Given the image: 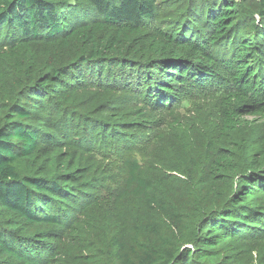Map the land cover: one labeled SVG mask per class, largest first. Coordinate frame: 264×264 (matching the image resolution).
Returning <instances> with one entry per match:
<instances>
[{
    "label": "trees",
    "instance_id": "16d2710c",
    "mask_svg": "<svg viewBox=\"0 0 264 264\" xmlns=\"http://www.w3.org/2000/svg\"><path fill=\"white\" fill-rule=\"evenodd\" d=\"M77 1L71 6L61 0H0V264L52 263L56 256L48 250L55 238L43 245L44 237L27 231L61 228L63 205L90 196L73 186L79 159L65 154L55 164L44 148L49 124H35L40 112L51 111L61 113L65 124L70 117L63 105L78 90L136 92L167 110L185 89L224 76L220 135L229 138L248 123L247 116L264 118V0H250L249 15L235 0H176L183 12L160 29L149 23L158 0ZM200 21V28L190 27ZM218 48L231 51L227 60L214 53ZM128 115L134 121L123 127L146 123L142 109ZM85 123L102 136L119 138L122 123L85 119L74 129L84 131ZM240 151L238 143L219 149L205 194L197 186L185 189L176 204L158 197L157 183L127 161L130 189L155 218L114 232L104 251L89 247L82 262L226 264L228 245L264 237V144L243 171ZM53 166L58 173H50ZM204 196L209 197L200 202Z\"/></svg>",
    "mask_w": 264,
    "mask_h": 264
},
{
    "label": "rangeland",
    "instance_id": "374dc122",
    "mask_svg": "<svg viewBox=\"0 0 264 264\" xmlns=\"http://www.w3.org/2000/svg\"><path fill=\"white\" fill-rule=\"evenodd\" d=\"M61 1L71 6L79 3L77 0ZM168 2L170 5L166 0H158L157 15L149 22L151 29H160L175 20L177 12H183L178 9L176 0ZM235 2L240 3L238 9L243 15L251 14L252 8L248 10L250 0ZM202 23L200 21L190 27L196 30ZM241 33L244 35V31ZM199 39L200 42L205 41L202 36ZM230 52L222 48L214 50L215 54L224 55V60L228 59ZM220 79H214L205 86L185 89L184 95L167 110L156 109L136 92L87 87L71 94L64 103L70 117L65 118V124L61 113L51 111L43 115L40 112L35 124H49L44 128L51 132L44 148L54 155L55 164L65 154L79 159L75 171L78 181L73 186L90 195L79 203L63 205L61 214L65 222L61 228L44 225L27 231L29 236L37 234L44 237L43 245H47L46 239L55 238L49 244L48 253L56 257L48 264H85L81 257L88 253L89 247L104 251L106 238L114 232L126 231L134 223L155 218L144 199L130 189L127 161L135 162L143 177L157 183L158 197L175 204L185 189L197 186L199 192L206 190L208 168L217 157L218 150L226 148L229 143L241 145L238 165L241 171L248 168L253 152L262 151L264 118L247 116L243 120L248 123L229 138L220 135V117L227 89V79L224 76ZM259 94L264 93L259 91ZM53 107L49 106L50 109ZM137 109L143 110L146 121L143 127H123L122 122L134 121L128 113ZM85 119L102 124L122 123L119 129L117 127L119 138L112 140L108 133L102 136L99 129L90 123H85L84 131L80 128L75 130L76 124ZM53 169L54 166L51 174L58 173ZM208 197H199L200 202ZM207 204L217 206V203ZM258 238L249 243L228 245L225 249L229 254L226 264H264V237Z\"/></svg>",
    "mask_w": 264,
    "mask_h": 264
}]
</instances>
